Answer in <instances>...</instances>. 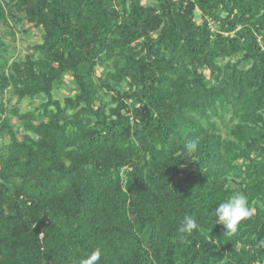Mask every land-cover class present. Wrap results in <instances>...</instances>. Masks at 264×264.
<instances>
[{"label":"trees","instance_id":"obj_1","mask_svg":"<svg viewBox=\"0 0 264 264\" xmlns=\"http://www.w3.org/2000/svg\"><path fill=\"white\" fill-rule=\"evenodd\" d=\"M152 1L0 0L42 38L12 60L0 35V264H264V0Z\"/></svg>","mask_w":264,"mask_h":264},{"label":"rangeland","instance_id":"obj_2","mask_svg":"<svg viewBox=\"0 0 264 264\" xmlns=\"http://www.w3.org/2000/svg\"><path fill=\"white\" fill-rule=\"evenodd\" d=\"M142 3L144 5L152 4V0H142ZM212 25V28L215 30L216 27L210 22ZM13 33V34H12ZM0 35L3 37L7 45L10 47V51L12 53V60L23 58L27 54L30 53V48L34 44H38L42 42L41 38V32L38 29L31 28L30 24H16L11 17H9V26H0ZM207 75L209 76V73L207 72ZM125 87V86H124ZM76 91V85L74 83V79L66 75L64 77V84L61 85L59 88L56 89L55 95L56 97L64 103L65 99L68 97L74 96ZM104 101L109 104V108L115 107V105L111 102V96L104 94ZM46 100L43 96L36 99L33 102H30L28 100L23 101L22 103H18V99L16 96H13L11 93H8L5 101L8 102V105L10 108H14L15 105H19L21 108V111L27 112L29 110H32L40 104L41 101ZM131 103V101H129ZM230 118V115H227V120ZM133 120V117H132ZM45 121V119H43ZM11 126L15 130H20V134L22 135V138L26 135H29L27 131H25L22 126V123L15 117L11 121ZM225 136V133L222 132ZM37 138L36 136H34ZM9 143V137L5 136L0 141V152L5 150L6 145Z\"/></svg>","mask_w":264,"mask_h":264},{"label":"clouds","instance_id":"obj_3","mask_svg":"<svg viewBox=\"0 0 264 264\" xmlns=\"http://www.w3.org/2000/svg\"><path fill=\"white\" fill-rule=\"evenodd\" d=\"M199 150V143L196 138L189 139L184 144V151L191 155ZM216 224L219 223L226 230L225 233L231 234L237 230L238 225L251 216L248 198L243 193H234L223 202L219 203L213 211ZM198 227L195 218L192 216L184 217L178 229L179 232L191 233ZM100 258V251H93L82 264H94Z\"/></svg>","mask_w":264,"mask_h":264}]
</instances>
